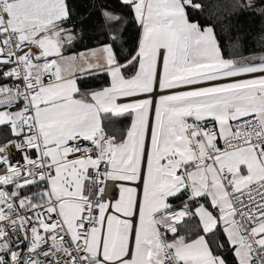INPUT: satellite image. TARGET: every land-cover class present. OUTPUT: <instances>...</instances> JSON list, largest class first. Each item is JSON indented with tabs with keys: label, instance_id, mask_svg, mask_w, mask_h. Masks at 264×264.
<instances>
[{
	"label": "snow or ice",
	"instance_id": "6c2138e0",
	"mask_svg": "<svg viewBox=\"0 0 264 264\" xmlns=\"http://www.w3.org/2000/svg\"><path fill=\"white\" fill-rule=\"evenodd\" d=\"M0 264H264V0H0Z\"/></svg>",
	"mask_w": 264,
	"mask_h": 264
},
{
	"label": "trees",
	"instance_id": "16d2710c",
	"mask_svg": "<svg viewBox=\"0 0 264 264\" xmlns=\"http://www.w3.org/2000/svg\"><path fill=\"white\" fill-rule=\"evenodd\" d=\"M76 3H82L83 0H75ZM97 3H114L115 0H96ZM241 21L243 23V31L247 32L248 39L245 41V44L249 47L252 46L253 38L256 37V35L261 31L262 28V22L259 19L256 20H247L245 18H241ZM95 27H90L89 30L85 33L83 43L81 45L77 46V50H82L84 45L87 47H97L99 44L106 43L107 39L104 35V25L103 21L101 20L99 13L95 16ZM227 23V22H225ZM233 24L236 23L235 20L232 21ZM138 27L133 23L129 26L128 30L125 33V38L130 42L134 43L137 35H138ZM217 31H220V28L217 29ZM225 40H227V37H224ZM101 79H106L102 77ZM90 86L94 88L101 87V83L99 81H93L90 82Z\"/></svg>",
	"mask_w": 264,
	"mask_h": 264
},
{
	"label": "rangeland",
	"instance_id": "374dc122",
	"mask_svg": "<svg viewBox=\"0 0 264 264\" xmlns=\"http://www.w3.org/2000/svg\"><path fill=\"white\" fill-rule=\"evenodd\" d=\"M91 48H93V47H91ZM99 82H100V81H99ZM124 123L127 124V121H125Z\"/></svg>",
	"mask_w": 264,
	"mask_h": 264
}]
</instances>
